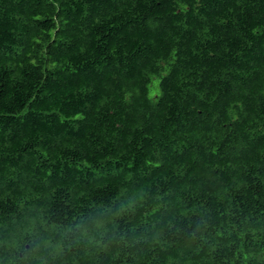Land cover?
I'll use <instances>...</instances> for the list:
<instances>
[{
	"label": "trees",
	"instance_id": "obj_1",
	"mask_svg": "<svg viewBox=\"0 0 264 264\" xmlns=\"http://www.w3.org/2000/svg\"><path fill=\"white\" fill-rule=\"evenodd\" d=\"M0 264H264V0H0Z\"/></svg>",
	"mask_w": 264,
	"mask_h": 264
},
{
	"label": "clouds",
	"instance_id": "obj_2",
	"mask_svg": "<svg viewBox=\"0 0 264 264\" xmlns=\"http://www.w3.org/2000/svg\"><path fill=\"white\" fill-rule=\"evenodd\" d=\"M124 256L128 259V257L126 255H124Z\"/></svg>",
	"mask_w": 264,
	"mask_h": 264
}]
</instances>
